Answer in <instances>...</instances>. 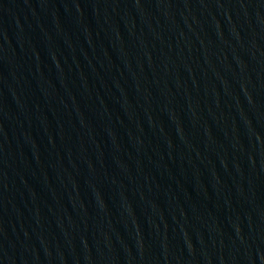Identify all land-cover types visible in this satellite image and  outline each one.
Masks as SVG:
<instances>
[{
	"label": "water",
	"instance_id": "1",
	"mask_svg": "<svg viewBox=\"0 0 264 264\" xmlns=\"http://www.w3.org/2000/svg\"><path fill=\"white\" fill-rule=\"evenodd\" d=\"M0 264H264V0H0Z\"/></svg>",
	"mask_w": 264,
	"mask_h": 264
}]
</instances>
